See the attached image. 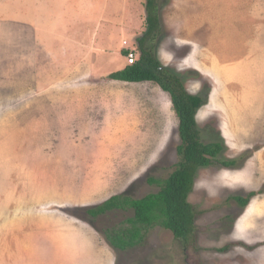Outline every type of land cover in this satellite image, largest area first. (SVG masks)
I'll return each instance as SVG.
<instances>
[{
	"label": "rangeland",
	"instance_id": "obj_1",
	"mask_svg": "<svg viewBox=\"0 0 264 264\" xmlns=\"http://www.w3.org/2000/svg\"><path fill=\"white\" fill-rule=\"evenodd\" d=\"M144 4L0 0V264H264V0H157L154 55L188 94L208 95L195 115L199 141L236 161L196 173L190 255L155 228L114 251L102 233L125 228L132 210L86 213L115 195L157 193L148 180L179 161L169 95L108 78L127 64L123 49L137 57ZM250 193L236 229L224 225L240 210L233 197Z\"/></svg>",
	"mask_w": 264,
	"mask_h": 264
},
{
	"label": "trees",
	"instance_id": "obj_2",
	"mask_svg": "<svg viewBox=\"0 0 264 264\" xmlns=\"http://www.w3.org/2000/svg\"><path fill=\"white\" fill-rule=\"evenodd\" d=\"M144 2L145 31L136 39L135 62L131 65L126 64L122 70L108 75V78L124 83L153 82L169 95L172 110L178 120L180 144L176 147V154L179 161L175 170L166 179L148 180L150 185L159 188L157 193L138 200L130 198L125 193L115 195L86 210L92 219L108 212L132 210V216L125 220V228H110L102 233L107 245L120 253L142 245L147 231L155 226L170 232L175 240L185 243L189 239L192 240L196 212L188 198L193 190L197 171L214 164L222 169H230L236 162L217 158L222 151L219 142L202 144L199 141L195 115L206 105L208 95L203 97L188 94L179 75L158 62L153 44L159 34L158 4L157 0ZM128 51L129 49H123V55H127ZM253 196L251 193L245 199L236 196L234 199L242 211Z\"/></svg>",
	"mask_w": 264,
	"mask_h": 264
},
{
	"label": "crops",
	"instance_id": "obj_3",
	"mask_svg": "<svg viewBox=\"0 0 264 264\" xmlns=\"http://www.w3.org/2000/svg\"><path fill=\"white\" fill-rule=\"evenodd\" d=\"M69 9H71L70 7H69ZM72 10V9H71ZM75 10V9H74ZM74 10H72V11H74ZM76 11V10H75ZM77 13H74V19L76 18L77 19V22H82L81 21V19L79 18V15H81L82 14V12H78V11H76ZM55 27H57L56 25H55ZM47 29V28H46ZM45 29V30H46ZM58 29H63V27H61V25H59V27H58ZM75 31V30H74ZM74 35H75V37H76V40H78V39H82V38H85V36L81 33V30H76L75 32H74ZM88 47L89 48H92V49H94V50H97V48H98V53L99 52H101V51H103V49H104V47H102L101 46V44L100 45H98V46H96L95 45V42H91V41H88ZM43 51H40V53H42ZM46 53H48V52H46ZM243 170H240L239 172H230V173H233V175H232V177L231 178H235L236 176H238V178L241 180V181H236V182H233V183H238V184H241L244 180H245V178H246V176L244 175V173H241ZM244 172V171H243ZM236 173H240V174H236ZM244 183V182H243ZM238 189V188H237ZM239 190V189H238ZM240 190H242V189H240ZM252 194H254V193H252ZM254 196H255V194H254ZM254 196L252 197V199H250V201L251 200H254L255 198H254ZM256 197V196H255ZM250 201H249V203H247V206L245 207V209H244V213L246 212V210H247V208L249 207V204H250ZM242 212V211H241ZM241 212H240V214H241ZM240 217H241V215H239L238 217H237V219H236V221H235V223H234V229H236V224H237V222H238V220L240 219ZM239 218V219H238ZM238 224H239V222H238Z\"/></svg>",
	"mask_w": 264,
	"mask_h": 264
},
{
	"label": "flooded vegetation",
	"instance_id": "obj_4",
	"mask_svg": "<svg viewBox=\"0 0 264 264\" xmlns=\"http://www.w3.org/2000/svg\"><path fill=\"white\" fill-rule=\"evenodd\" d=\"M239 192H243L242 190L241 191H239V190H236V193H239ZM251 194V193H250ZM249 195V194H248ZM235 197V196H234ZM233 197V198H234ZM236 197H241V195L240 194H236ZM247 197V194L244 196V198H242V199H245ZM234 201H235V199H234ZM235 203L238 205V207H239V211H241V206H239V203L238 202H236L235 201ZM228 213V212H227ZM230 213H228L227 215H225V216H223V218H222V221H223V223H224V225L225 224H227V223H229L231 226L235 223V221H236V219H237V217H236V214L235 215H229ZM229 221V222H228ZM155 229H162L163 231H166L165 229H163V228H161V227H159V226H155L154 227ZM229 228V227H228ZM168 233H170V232H168ZM171 234V233H170ZM171 236H172V234H171ZM227 236V235H226ZM173 237V236H172ZM173 239H174V237H173ZM174 241H177V242H180L181 244H182V246H181V250L183 251V253H182V255H184V256H188V255H190V251H191V243L190 244H188V242L189 241H191V239H189L188 240V242H181V241H179V240H175L174 239ZM173 241V242H174ZM238 245L239 246H243V244H241V243H238ZM227 249H229V246H228V248L227 247H224L223 248V250H227Z\"/></svg>",
	"mask_w": 264,
	"mask_h": 264
},
{
	"label": "built area",
	"instance_id": "obj_5",
	"mask_svg": "<svg viewBox=\"0 0 264 264\" xmlns=\"http://www.w3.org/2000/svg\"><path fill=\"white\" fill-rule=\"evenodd\" d=\"M126 59H127V64L131 65L135 62V53L134 50H129L127 55H126Z\"/></svg>",
	"mask_w": 264,
	"mask_h": 264
},
{
	"label": "clouds",
	"instance_id": "obj_6",
	"mask_svg": "<svg viewBox=\"0 0 264 264\" xmlns=\"http://www.w3.org/2000/svg\"><path fill=\"white\" fill-rule=\"evenodd\" d=\"M195 121H196V119H195ZM252 199V198H251ZM107 244V243H106Z\"/></svg>",
	"mask_w": 264,
	"mask_h": 264
}]
</instances>
